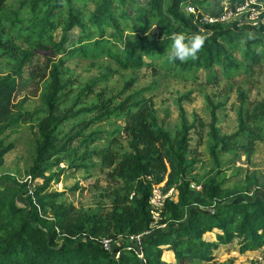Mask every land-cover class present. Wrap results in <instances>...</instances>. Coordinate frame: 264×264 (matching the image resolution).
I'll use <instances>...</instances> for the list:
<instances>
[{
  "label": "trees",
  "instance_id": "obj_1",
  "mask_svg": "<svg viewBox=\"0 0 264 264\" xmlns=\"http://www.w3.org/2000/svg\"><path fill=\"white\" fill-rule=\"evenodd\" d=\"M13 1L0 0V52L13 48L16 60L13 73L0 78V137L19 123L34 119L31 112L14 110L26 102V96L22 100L18 97L30 88L38 89L47 72L50 84L43 94L46 116L37 124L39 140L27 171L30 183L38 179L42 183L34 185L25 206H19L17 198L27 183L7 176L8 183L0 188V264H168L167 252L174 255L175 264H221L215 253L234 241L241 253L264 248V200L236 201V197L249 194L253 185L258 186L255 177L247 175L236 194L224 189L217 175L209 176L199 191L191 188L185 175L197 161L195 151L190 149L191 126L182 107L181 129L174 136L157 124L145 100L104 113V117L118 116L115 111L122 113L131 149L130 154L120 157L112 155L111 148L91 152L111 170L108 177L122 186L112 194L108 212L81 213L59 203L62 194L48 192L53 175H46L62 163L75 170L88 169L84 161L90 153L80 156V148L73 147L80 135L62 139L57 135L66 121V117L54 114L62 89L59 67L65 58H107L122 70L139 71L146 60L166 57L172 70L195 74L214 67L236 71L239 66L233 54L242 51L252 71L264 64V25L253 29L215 23L203 30L202 15L183 12L188 0H20L19 8L11 10ZM244 1L230 0V9ZM75 29L80 30L79 39L66 48ZM57 30L59 41L53 36ZM174 33L206 37L195 59L169 60ZM14 41L26 48L16 47ZM38 55H43L48 64L39 66ZM57 58L59 62L55 63ZM106 107L103 104L100 109ZM238 120L239 130L232 137L219 138L211 126L209 153L215 165L219 163L218 148L227 152L230 141L246 133L241 111ZM247 122L261 126L264 137V101L253 108ZM2 144L0 141V165L13 149L2 148ZM163 182L174 189L175 197L165 202L159 222L165 227L154 229L143 239L144 262L136 250L128 251L125 245L118 250L116 260L115 254L105 251L95 239L112 240L148 231L153 222L151 190ZM202 209L213 211L204 213ZM210 235L213 238L209 240L206 236Z\"/></svg>",
  "mask_w": 264,
  "mask_h": 264
},
{
  "label": "rangeland",
  "instance_id": "obj_2",
  "mask_svg": "<svg viewBox=\"0 0 264 264\" xmlns=\"http://www.w3.org/2000/svg\"><path fill=\"white\" fill-rule=\"evenodd\" d=\"M188 1L183 5V12L187 15L190 14L188 9L192 8L194 15H202L203 18L215 15L224 17L220 23L223 26L238 24L258 29L264 25V0H245L241 5L236 4L234 10L230 9L233 5L230 0ZM20 3V0H14L9 8L17 10ZM202 22L203 30L213 25L204 20ZM53 36L55 41H59L60 31L57 30ZM79 36L80 30H73L69 34L66 48L72 47ZM14 44L26 48L20 41H14ZM12 49L0 52V78L14 71L16 60L12 56ZM233 58L239 66L236 71L224 72L222 67H214L210 71L195 74L172 70L167 65L166 57L146 60V65L139 71L122 70L107 58H65L59 67L62 89L57 95L54 114L59 118L66 117V121L58 128L57 135L59 139L66 135H80L73 147L80 148V156L86 152L90 156L84 161L88 169L75 170L67 163H62L47 172V176L53 175L48 192L62 194L59 203L75 207L81 213L110 211L111 196L122 186L108 177L111 170L106 168L99 156L91 152L111 148V154L116 157L130 154L129 137L124 132L122 113L115 111L120 114L111 117H104V113L107 110H119L118 106L122 104L126 108L145 100L153 110L157 124L164 126L171 136L181 129L179 107L184 109L191 126L190 149L195 151L193 156H196L197 161L185 175L193 190L199 191L209 176L217 175L223 188L236 194L244 185L246 176L251 175L257 179L258 186L253 185L249 194L236 197V201L264 200L263 132L261 126L247 122L253 108L264 101V64L250 71L242 51L234 53ZM58 60L54 62L58 63ZM41 64L47 65L48 62L43 55H38V65ZM49 84L47 72L38 89L30 88L18 97L22 100L26 96V102L14 110L31 112L34 119L19 123L0 137L2 148L13 147L0 165V188L8 183L7 176L14 177L20 184L27 183L17 198L19 206H25L34 185L42 183V179L30 183L27 171L32 165L39 140L37 124L46 116L43 94ZM103 104L107 107L100 109ZM239 111L247 131L230 141L227 152L218 148L219 163L215 165L209 153L212 145L211 126L216 128L219 138L232 137L239 130ZM248 149L251 150L250 154ZM253 183L254 180H251L250 184ZM75 187L78 190H74ZM202 211L211 213L213 210ZM123 243L119 244V240L112 239L111 254L114 255L123 245L129 244L127 240ZM215 255L221 264H264V248L241 253L236 241L221 247Z\"/></svg>",
  "mask_w": 264,
  "mask_h": 264
},
{
  "label": "built area",
  "instance_id": "obj_3",
  "mask_svg": "<svg viewBox=\"0 0 264 264\" xmlns=\"http://www.w3.org/2000/svg\"><path fill=\"white\" fill-rule=\"evenodd\" d=\"M188 10L190 14H195L192 8H189ZM224 19H225L224 17H221L219 15L203 18V20L209 24L222 23ZM174 197H175L174 189L166 187V182L153 186L149 197L150 214L153 220L150 229L140 235L118 237L117 240H119V244L120 242L124 244L123 242L127 240L129 244H125L126 250L128 251L136 250L138 257L144 262L143 249H142L143 239L148 237L154 229H158V228L163 229L165 227V225H159V222L161 221L162 211L164 209L166 200ZM95 241H97L105 251L112 253L111 251L113 247H112L111 239L100 238V239H95ZM118 258H119V251L115 253V259L117 260Z\"/></svg>",
  "mask_w": 264,
  "mask_h": 264
},
{
  "label": "clouds",
  "instance_id": "obj_4",
  "mask_svg": "<svg viewBox=\"0 0 264 264\" xmlns=\"http://www.w3.org/2000/svg\"><path fill=\"white\" fill-rule=\"evenodd\" d=\"M206 37L200 34H193L186 37L181 33H174L168 58L171 61L185 62L188 59H195L204 45Z\"/></svg>",
  "mask_w": 264,
  "mask_h": 264
},
{
  "label": "crops",
  "instance_id": "obj_5",
  "mask_svg": "<svg viewBox=\"0 0 264 264\" xmlns=\"http://www.w3.org/2000/svg\"><path fill=\"white\" fill-rule=\"evenodd\" d=\"M208 237V238H207ZM207 239H212L213 237L210 235V236H206ZM166 257H167V261H166ZM165 261L169 264H175V259H174V255L171 253V252H167L165 254Z\"/></svg>",
  "mask_w": 264,
  "mask_h": 264
}]
</instances>
